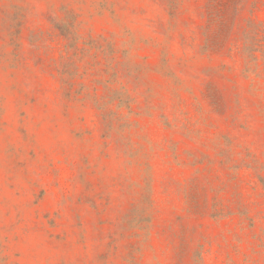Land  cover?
<instances>
[{
	"label": "rangeland",
	"instance_id": "374dc122",
	"mask_svg": "<svg viewBox=\"0 0 264 264\" xmlns=\"http://www.w3.org/2000/svg\"><path fill=\"white\" fill-rule=\"evenodd\" d=\"M0 264H264V0H0Z\"/></svg>",
	"mask_w": 264,
	"mask_h": 264
}]
</instances>
